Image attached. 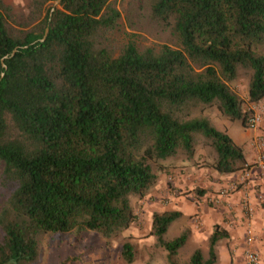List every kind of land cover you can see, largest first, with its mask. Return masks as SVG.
Returning <instances> with one entry per match:
<instances>
[{"label": "trees", "instance_id": "obj_1", "mask_svg": "<svg viewBox=\"0 0 264 264\" xmlns=\"http://www.w3.org/2000/svg\"><path fill=\"white\" fill-rule=\"evenodd\" d=\"M116 1L61 0L20 36L0 2L1 182L11 187L0 207V264H38L44 236L94 233L111 244L138 220L132 199L147 197L175 161L193 163L198 149L201 167L219 175L246 164L242 147L193 112L215 107L247 128L231 84L245 75L248 103L264 97V0H126L170 45L128 43L114 54L102 39L121 20ZM181 217L152 213L150 235L167 264H179L191 236L165 239ZM227 238L215 226L206 255L195 249L186 264H217ZM134 251L121 242L125 263Z\"/></svg>", "mask_w": 264, "mask_h": 264}, {"label": "rangeland", "instance_id": "obj_2", "mask_svg": "<svg viewBox=\"0 0 264 264\" xmlns=\"http://www.w3.org/2000/svg\"><path fill=\"white\" fill-rule=\"evenodd\" d=\"M35 1L0 0L9 9L6 14V23L10 34L20 36L24 32L33 30L40 24L47 9L56 5L55 2H48L39 9L35 8ZM114 4L121 13V20L118 22L117 28L104 33L102 39V43L111 52L118 54L128 43H133L139 49L150 47L155 50L160 49L163 45H170L164 32L144 19L141 14L138 16L127 12L126 0H117ZM231 87L244 101L245 110L249 113L248 109L251 104L248 103L247 98V76L240 75L236 82L231 84ZM193 117L207 119L214 128L227 134L236 145L241 147L249 139L248 131L241 122L225 119L215 107L205 108L202 111L200 108H196ZM202 154L203 151L198 149L193 163L175 161L171 170L160 177L156 187L147 197L142 200L132 199V206L138 220L120 238L107 244L94 233H86L79 238L72 234L44 236L40 241L41 254L38 264H61L64 261H69L67 264H127L120 258L121 242L125 239L134 245L135 256L132 264H167L166 253L154 247V238L150 235L152 213L170 209L171 203L174 201L170 197L173 195V191L178 189L174 185L176 182L180 184L179 179L185 172V168L190 167L202 171L200 177L210 176L209 174L213 172L212 169L201 167L204 163L200 158ZM2 169L3 165L0 162V207L9 198L11 192V187L3 185L1 182ZM243 183L241 182L242 185ZM233 184L235 187L237 186L236 182ZM187 189L189 188H182L184 196L190 193V191L186 192ZM206 189L208 188H203L201 184H192L191 192L195 195L194 197H200L202 195L198 194V191L203 190V193H206ZM211 199L209 196L204 197L205 204L212 206ZM197 216V214L184 215L182 213V217L172 223L165 235L166 240H172L185 229L191 231L187 244L177 255L179 264H186L195 249H201L204 255L207 253L209 235L217 225L212 224L211 227H208L201 222L200 218L196 219ZM225 241L226 239L223 240V243H226Z\"/></svg>", "mask_w": 264, "mask_h": 264}, {"label": "crops", "instance_id": "obj_3", "mask_svg": "<svg viewBox=\"0 0 264 264\" xmlns=\"http://www.w3.org/2000/svg\"><path fill=\"white\" fill-rule=\"evenodd\" d=\"M247 131L249 139L242 148L246 163L253 165L247 182L241 184V171L231 175H219L211 170L213 172L209 174L210 176L200 177L202 171L187 167L179 179L180 184L176 182L174 185L181 190L175 189L170 197L174 201L168 210L178 211L184 215L197 214L195 218H200L201 222L208 227L212 224L220 225L227 231L226 243L220 241L217 245V264H243L245 220L242 203L245 199L254 209L251 218L255 235L254 249L260 258V264H264V171L254 165L258 154L256 144L264 141V123L256 130ZM235 182L236 187L233 184ZM192 184H201L203 188L208 189L202 196L194 197L195 195L191 192ZM182 188H189L186 192L190 191V193L184 196ZM206 196L212 198V206L205 204ZM258 196H261V200Z\"/></svg>", "mask_w": 264, "mask_h": 264}, {"label": "built area", "instance_id": "obj_4", "mask_svg": "<svg viewBox=\"0 0 264 264\" xmlns=\"http://www.w3.org/2000/svg\"><path fill=\"white\" fill-rule=\"evenodd\" d=\"M248 110L249 113L246 117V129L256 130L264 123V97L259 102L251 104ZM256 150L258 154L254 165H256L261 171H264V141L257 142ZM250 170V164L246 163L240 174V180L242 183L249 180ZM258 199L261 200V196H258ZM242 205L243 218L245 220L243 264H260V258L254 249L255 235L251 225V218L253 216L254 209L247 199L244 200Z\"/></svg>", "mask_w": 264, "mask_h": 264}, {"label": "water", "instance_id": "obj_5", "mask_svg": "<svg viewBox=\"0 0 264 264\" xmlns=\"http://www.w3.org/2000/svg\"><path fill=\"white\" fill-rule=\"evenodd\" d=\"M60 1H61V0H57V1H56V4H59ZM47 33H48V29L45 30V33H44L43 38L39 41L40 43L44 42V40H45L46 37H47ZM16 52H17V49L13 50L9 55L5 56V57L2 59V67H3L4 69H6V67H5L4 64H3V61H4L5 59L12 58V57L15 55Z\"/></svg>", "mask_w": 264, "mask_h": 264}]
</instances>
